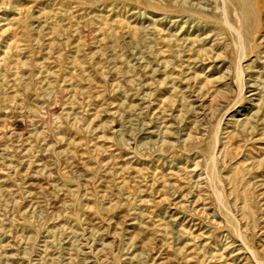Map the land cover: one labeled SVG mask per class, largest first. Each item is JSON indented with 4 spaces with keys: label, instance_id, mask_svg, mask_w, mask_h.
Masks as SVG:
<instances>
[{
    "label": "rangeland",
    "instance_id": "1",
    "mask_svg": "<svg viewBox=\"0 0 264 264\" xmlns=\"http://www.w3.org/2000/svg\"><path fill=\"white\" fill-rule=\"evenodd\" d=\"M252 10L0 0V264H264Z\"/></svg>",
    "mask_w": 264,
    "mask_h": 264
},
{
    "label": "bare ground",
    "instance_id": "2",
    "mask_svg": "<svg viewBox=\"0 0 264 264\" xmlns=\"http://www.w3.org/2000/svg\"><path fill=\"white\" fill-rule=\"evenodd\" d=\"M200 1H203V0H200ZM217 2H219L220 3V5H221V10H222V12H225V11H232V10H234V11H236V12H238V15H239V18L241 17H243V16H245L246 14L247 15H252V13L253 12H251L250 10H254V11H259V12H261V10H263L264 9V0H217ZM200 7V6H199ZM200 10H202V11H204V12H209L207 9H205V8H199ZM252 10V11H253ZM133 14H138V12H136V13H133ZM196 17V16H200V17H202V16H205L204 14H197V15H194V14H190V15H188V20L186 21V22H189V20L191 19V18H193V17ZM198 17H196V19H197ZM203 18V17H202ZM158 21H162V19H157ZM179 21L178 20H173V23H178ZM241 22V21H240ZM176 41H178V40H176ZM9 46V45H8ZM11 48H9V50H10ZM240 49H239V53H240ZM238 58H243V55H241V56H239ZM206 59H203L202 57H198V58H196L195 59V61L194 62H196V63H201V62H204ZM4 63H5V61H1L0 62V68L2 67V66H4ZM252 64V63H251ZM251 64H249V65H247V70H244V67H242V69L244 70V72H246V71H250L251 69H253V67L251 66ZM51 70V69H50ZM254 70V72H258V74H262V73H259V72H262L261 70H255V69H253ZM6 73H7V71H5ZM47 72V71H46ZM13 76V75H12ZM12 76H8V77H6V75H5V79H4V81H6L7 79L9 80V83H13L12 84V86H17L18 85V80H19V78H18V76L16 75H14V78H12V79H10V77H12ZM25 79H28V77H26ZM2 81V80H1ZM258 82H260V75H259V77L257 78V83ZM4 85V84H3ZM243 91H241V93H242ZM73 93V92H72ZM253 96H257L258 95V93H253L252 94ZM190 108H192V107H190ZM232 107H230V108H227V110L225 111V113H224V115L220 118V122L219 123H221V121L224 119V117L228 114V111L231 109ZM258 114H260V111H259V113ZM257 118V117H256ZM260 118V117H259ZM259 118L256 120V122L259 120ZM262 118V117H261ZM263 119V118H262ZM238 123H241V121H237L236 122V124H238ZM258 125H256V126H251V128H250V133H256V131L258 130ZM10 134V133H9ZM148 134H154V131H150ZM7 136V135H6ZM254 136V135H253ZM251 137V138H247V140L248 141H252L253 139H254V137ZM9 137H11V138H13V137H15L14 136V134H11ZM18 139H20V138H18ZM247 141V142H248ZM5 142V141H4ZM9 147V146H8ZM10 148V147H9ZM34 148V147H33ZM26 149V148H25ZM12 150V149H11ZM6 152V151H5ZM10 152V151H9ZM8 158V157H7ZM205 185V184H204ZM123 219H125V218H123ZM160 227V226H159ZM98 228V227H97ZM185 229V228H184ZM132 230V229H131ZM135 230V229H134ZM187 230V229H186ZM185 230V231H186ZM259 231H261V230H259ZM131 233H132V231H130ZM94 233V232H93ZM133 234V233H132ZM142 235V234H141ZM166 235V234H165ZM141 237V236H140ZM230 248V246H228L227 248H225V251L227 250V249H229ZM126 249V248H125ZM242 249L244 250V249H246V247H244V245H243V247L241 248V250L238 252L239 254H243V251H242ZM124 252V251H123ZM246 257V260L247 261H249L250 260V258H252V255L250 254V256H245ZM168 259V258H167ZM130 261V260H129ZM134 261V260H133ZM157 262V261H156Z\"/></svg>",
    "mask_w": 264,
    "mask_h": 264
}]
</instances>
